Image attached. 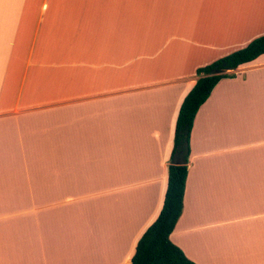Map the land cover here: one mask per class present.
Returning <instances> with one entry per match:
<instances>
[{"label":"crops","instance_id":"0c3cea01","mask_svg":"<svg viewBox=\"0 0 264 264\" xmlns=\"http://www.w3.org/2000/svg\"><path fill=\"white\" fill-rule=\"evenodd\" d=\"M264 36V0H0V264H131L197 69ZM191 132L170 238L264 264V54Z\"/></svg>","mask_w":264,"mask_h":264},{"label":"trees","instance_id":"16d2710c","mask_svg":"<svg viewBox=\"0 0 264 264\" xmlns=\"http://www.w3.org/2000/svg\"><path fill=\"white\" fill-rule=\"evenodd\" d=\"M263 54L264 36L256 38L241 50L197 69L196 84L185 97L177 118L163 207L139 240L131 264H196L170 238L184 209L194 121L219 81L235 76L228 72L235 71Z\"/></svg>","mask_w":264,"mask_h":264},{"label":"rangeland","instance_id":"374dc122","mask_svg":"<svg viewBox=\"0 0 264 264\" xmlns=\"http://www.w3.org/2000/svg\"><path fill=\"white\" fill-rule=\"evenodd\" d=\"M254 41V40H253ZM251 43V42H250ZM243 49V48H242Z\"/></svg>","mask_w":264,"mask_h":264}]
</instances>
